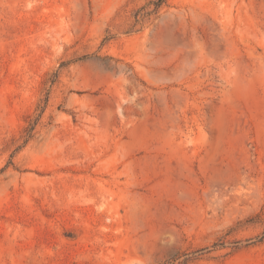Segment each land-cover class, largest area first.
Masks as SVG:
<instances>
[{
  "label": "rangeland",
  "instance_id": "374dc122",
  "mask_svg": "<svg viewBox=\"0 0 264 264\" xmlns=\"http://www.w3.org/2000/svg\"><path fill=\"white\" fill-rule=\"evenodd\" d=\"M0 0V264H264V0Z\"/></svg>",
  "mask_w": 264,
  "mask_h": 264
},
{
  "label": "trees",
  "instance_id": "16d2710c",
  "mask_svg": "<svg viewBox=\"0 0 264 264\" xmlns=\"http://www.w3.org/2000/svg\"><path fill=\"white\" fill-rule=\"evenodd\" d=\"M162 3V0H159L158 2H155L156 6H159Z\"/></svg>",
  "mask_w": 264,
  "mask_h": 264
}]
</instances>
